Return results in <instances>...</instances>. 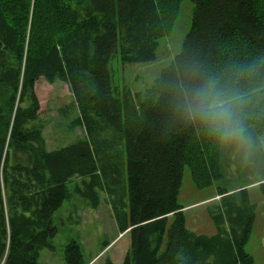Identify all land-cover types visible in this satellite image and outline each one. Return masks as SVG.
<instances>
[{"label": "trees", "instance_id": "16d2710c", "mask_svg": "<svg viewBox=\"0 0 264 264\" xmlns=\"http://www.w3.org/2000/svg\"><path fill=\"white\" fill-rule=\"evenodd\" d=\"M181 2L0 0V264H43L40 251L54 247L58 232L52 215L71 197L68 181L81 178L97 205L98 189L120 182L113 161L124 140L128 210L113 209L130 247L122 263L106 264H254L245 249L257 211L251 186L229 183L226 139L187 102L197 89L226 93L248 130L249 158L263 163L255 182L264 196V0H193L182 48L154 82L135 94L114 85L112 58L154 60ZM41 77L68 84L86 130L58 149L44 137L35 91ZM185 166L199 188L226 182L210 209L216 233L187 225L178 201ZM63 250L66 264H88L78 241Z\"/></svg>", "mask_w": 264, "mask_h": 264}, {"label": "rangeland", "instance_id": "374dc122", "mask_svg": "<svg viewBox=\"0 0 264 264\" xmlns=\"http://www.w3.org/2000/svg\"><path fill=\"white\" fill-rule=\"evenodd\" d=\"M193 0H182L178 17L171 33L160 39L157 57L154 60L137 63H122L118 56L110 61L114 85L119 88H130L132 93L144 90L150 86L160 75L172 58L180 52L183 40L191 27L193 18ZM35 91L40 102L39 113L47 121L44 130L47 148L58 149L83 137L86 130L78 124L79 108L74 96L66 82L50 84L41 77L35 84ZM122 142V141H121ZM124 142L120 146L123 152L121 158L113 163L120 165V182L116 188L112 184V191L106 186L98 189V204L93 206L95 198L84 193L82 179L74 177L68 181L67 186L71 197L66 199L62 206L52 215V220L58 232L52 239L54 247H44L40 251V262L43 264H66L64 246L71 240H76L81 246L84 260L89 262L96 256L94 264H106L108 259L122 263L126 255V246L130 247L129 233L119 234L118 224L114 215L113 205H119V210H128V171ZM264 154V134L261 137ZM121 144V143H120ZM223 171L233 186L247 185L251 200L257 205L256 220L250 238L245 246L254 258V264H264V196L255 182L263 176V168L256 159L251 160L247 150L248 142L237 139H226ZM224 182L219 181L211 186L199 188L192 179L191 170L184 167L183 180L180 187L178 201L184 205L187 225L196 233H216V226L210 215V209L218 203L220 196L213 195L218 186ZM226 183V182H225ZM224 183V184H225ZM80 184L81 191L76 188ZM122 189V195L116 194L114 189ZM123 196V204L119 199ZM213 196V197H212ZM207 198L202 201V199ZM110 243L106 247V243ZM93 263V262H91Z\"/></svg>", "mask_w": 264, "mask_h": 264}, {"label": "clouds", "instance_id": "9594fccd", "mask_svg": "<svg viewBox=\"0 0 264 264\" xmlns=\"http://www.w3.org/2000/svg\"><path fill=\"white\" fill-rule=\"evenodd\" d=\"M191 114L206 123L220 139L248 141L246 126L239 118L233 102L221 90L206 87L192 92L187 102Z\"/></svg>", "mask_w": 264, "mask_h": 264}, {"label": "crops", "instance_id": "0c3cea01", "mask_svg": "<svg viewBox=\"0 0 264 264\" xmlns=\"http://www.w3.org/2000/svg\"><path fill=\"white\" fill-rule=\"evenodd\" d=\"M250 184H251V183H249V184H247V185L251 186ZM205 199H207V198L202 199V201L205 200ZM119 234H123V233H119ZM128 249H129V247H128V245H127V246H126V252L128 251ZM94 258H96V256L93 257L92 259H90V261L88 262V264H94V263L96 262V261H93ZM112 261H113V260H112ZM91 262H93V263H91ZM113 262L116 263L115 261H113Z\"/></svg>", "mask_w": 264, "mask_h": 264}, {"label": "bare ground", "instance_id": "6f19581e", "mask_svg": "<svg viewBox=\"0 0 264 264\" xmlns=\"http://www.w3.org/2000/svg\"><path fill=\"white\" fill-rule=\"evenodd\" d=\"M156 96V95H155ZM101 126H102V124H101ZM254 127V126H253ZM255 128V127H254ZM256 130V129H255ZM260 131V130H259ZM256 133H257V131H256ZM259 134V133H258ZM182 211V210H181ZM187 259H188V257H187ZM189 261H191V260H189Z\"/></svg>", "mask_w": 264, "mask_h": 264}]
</instances>
